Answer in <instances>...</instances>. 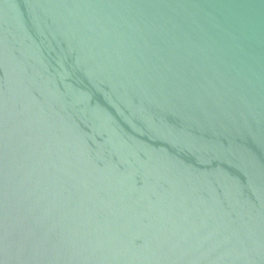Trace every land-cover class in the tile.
<instances>
[{"label": "water", "instance_id": "1", "mask_svg": "<svg viewBox=\"0 0 264 264\" xmlns=\"http://www.w3.org/2000/svg\"><path fill=\"white\" fill-rule=\"evenodd\" d=\"M0 264H264V0H0Z\"/></svg>", "mask_w": 264, "mask_h": 264}]
</instances>
